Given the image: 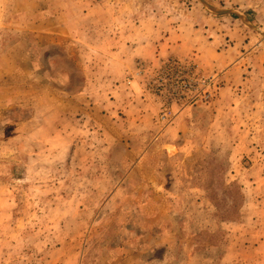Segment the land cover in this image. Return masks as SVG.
I'll return each instance as SVG.
<instances>
[{"label": "rangeland", "instance_id": "1", "mask_svg": "<svg viewBox=\"0 0 264 264\" xmlns=\"http://www.w3.org/2000/svg\"><path fill=\"white\" fill-rule=\"evenodd\" d=\"M0 264H264V0H0Z\"/></svg>", "mask_w": 264, "mask_h": 264}]
</instances>
